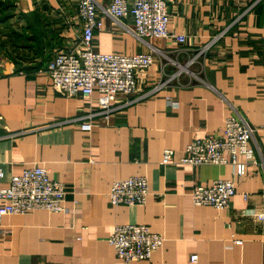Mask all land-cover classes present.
Returning a JSON list of instances; mask_svg holds the SVG:
<instances>
[{
  "label": "crops",
  "instance_id": "obj_1",
  "mask_svg": "<svg viewBox=\"0 0 264 264\" xmlns=\"http://www.w3.org/2000/svg\"><path fill=\"white\" fill-rule=\"evenodd\" d=\"M98 1L106 7L112 0ZM68 5L0 1V188L40 164L68 191L62 212L3 219L0 264H264V218L257 216L264 214V0H175L170 29L187 35L183 44L139 40L101 14L95 50L135 54L151 44L162 63L142 71L135 92L119 95L109 116H95L90 133L77 118L100 112L101 94L63 96L46 72L52 56L82 35L78 6ZM122 22L132 26L133 19ZM172 60L184 70L178 73ZM236 111L261 128L249 143L255 162L239 156L243 176L231 163H178L188 144L219 133ZM165 149L174 150V163L162 162ZM131 176L147 178L146 202L111 205L113 182ZM218 179L235 182L230 208L195 206V184ZM127 223L164 236L150 260L117 258L108 240Z\"/></svg>",
  "mask_w": 264,
  "mask_h": 264
},
{
  "label": "built area",
  "instance_id": "obj_2",
  "mask_svg": "<svg viewBox=\"0 0 264 264\" xmlns=\"http://www.w3.org/2000/svg\"><path fill=\"white\" fill-rule=\"evenodd\" d=\"M173 2L175 0H112L104 7L98 0H79L78 15L83 22L82 35L72 46L60 49L52 56L46 72L55 90L63 96H80L90 100L94 92L101 94L100 112L77 118L81 130L90 133L95 116H109L116 109L114 103L119 95L128 96L135 92L139 74L158 60L162 63V59L157 56V48L151 44L149 51L135 54L95 50V30L103 28L100 15L109 16L139 40L172 38L183 44L187 41V35L177 34L170 29L169 5ZM129 16L133 19L132 26L122 22V19ZM193 60L194 58L189 62ZM172 62L178 67V73L184 70L185 66L179 61ZM159 88L157 86L153 91ZM260 130V127L252 125L243 114L236 111L226 118L219 133L196 138L188 144L178 163L193 166L231 163L237 167V174L243 176L246 173V162L239 161V156H245L247 162H255L249 143ZM174 155L173 149H165L162 162L174 163ZM3 177L4 172L0 168V179ZM67 193L66 185L51 179L49 170L44 165L36 164L13 175L9 185L0 188V240L8 235V231L1 229L6 216L27 214L35 210L62 212L66 210ZM236 193L233 180L218 179L210 186L195 184L191 197L195 206L226 209L230 208L231 199ZM148 194L147 178L131 176L113 182L109 202L113 206L141 205L146 202ZM244 196L247 198L248 194L245 193ZM257 216L259 219L264 218V214ZM164 241L162 234L153 232L148 225L138 223L116 225L108 240L117 258L125 263L150 260L163 247ZM197 259V254L190 257L192 262Z\"/></svg>",
  "mask_w": 264,
  "mask_h": 264
},
{
  "label": "rangeland",
  "instance_id": "obj_3",
  "mask_svg": "<svg viewBox=\"0 0 264 264\" xmlns=\"http://www.w3.org/2000/svg\"><path fill=\"white\" fill-rule=\"evenodd\" d=\"M1 1V0H0ZM3 1V0H2ZM6 3H12L15 2L17 0H4ZM64 1L69 2V8H71V10H76L77 11V2L78 0H62V2L64 3ZM75 1V2H74Z\"/></svg>",
  "mask_w": 264,
  "mask_h": 264
},
{
  "label": "trees",
  "instance_id": "obj_4",
  "mask_svg": "<svg viewBox=\"0 0 264 264\" xmlns=\"http://www.w3.org/2000/svg\"><path fill=\"white\" fill-rule=\"evenodd\" d=\"M37 41H39V39H38V38L36 39V42H37Z\"/></svg>",
  "mask_w": 264,
  "mask_h": 264
}]
</instances>
